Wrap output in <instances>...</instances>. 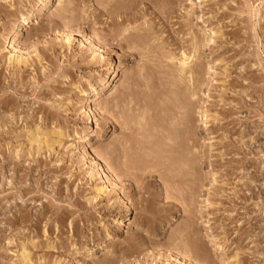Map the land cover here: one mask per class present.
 Returning <instances> with one entry per match:
<instances>
[{
	"label": "rangeland",
	"instance_id": "1",
	"mask_svg": "<svg viewBox=\"0 0 264 264\" xmlns=\"http://www.w3.org/2000/svg\"><path fill=\"white\" fill-rule=\"evenodd\" d=\"M62 1L0 0V264H264V0Z\"/></svg>",
	"mask_w": 264,
	"mask_h": 264
},
{
	"label": "bare ground",
	"instance_id": "2",
	"mask_svg": "<svg viewBox=\"0 0 264 264\" xmlns=\"http://www.w3.org/2000/svg\"><path fill=\"white\" fill-rule=\"evenodd\" d=\"M51 1V0H50ZM55 1V0H54ZM57 3H58V5H61L62 3H63V1L62 0H57ZM106 4V3H105ZM63 6V5H62ZM61 6V7H62ZM63 8V7H62ZM37 23V22H36ZM14 49V48H13ZM16 51V50H15ZM18 52V51H17ZM190 57H186V56H183V58H182V62H181V66L183 67V69L184 70H186V68H188V65H189V60L191 59H189ZM19 62V61H18ZM180 66V67H181ZM118 79V78H117ZM113 83H114V81H113ZM119 81L117 82V83H115V85H114V87H113V89L111 90V92H110V97H112V100L114 99V95H115V92H113V90H116L117 89V86L119 85ZM124 87V86H123ZM116 92H117V90H116ZM137 96V95H136ZM175 98V97H174ZM102 99V96H101V94L100 93H97V95H96V98L94 99L95 101L97 100H101ZM121 99V98H120ZM129 99V98H128ZM123 100V99H122ZM131 100V99H130ZM125 101V100H124ZM137 101V100H136ZM102 103V102H101ZM101 103H99V104H97L96 105V107H95V110H97L98 109V107L101 105ZM138 103V102H137ZM146 103V102H145ZM114 104V103H113ZM101 109V108H100ZM112 111V110H111ZM89 113V114H92V112H93V110L92 109H85V110H83V113ZM135 112V111H134ZM139 112V111H138ZM130 113V112H129ZM116 114V113H115ZM125 118V117H124ZM130 118V119H129ZM135 117L133 116L132 117V115L131 116H129L128 117V119L132 122V121H135V119H134ZM145 118V117H144ZM116 119V118H115ZM138 119L139 120H141L142 119V117H139L138 116ZM147 119V118H146ZM117 120V119H116ZM124 120H126V118L124 119ZM138 120V121H139ZM111 121V120H110ZM130 121H128V122H130ZM144 121H146V120H144ZM127 124V123H126ZM129 124V123H128ZM163 131V130H162ZM150 133V132H149ZM152 137V136H151ZM163 148V147H162ZM128 154V153H127ZM126 154V155H127ZM138 160V159H137ZM126 167H128V166H126ZM118 168V167H117Z\"/></svg>",
	"mask_w": 264,
	"mask_h": 264
}]
</instances>
